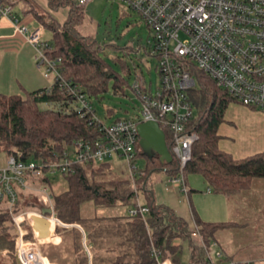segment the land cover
<instances>
[{
    "label": "trees",
    "instance_id": "1",
    "mask_svg": "<svg viewBox=\"0 0 264 264\" xmlns=\"http://www.w3.org/2000/svg\"><path fill=\"white\" fill-rule=\"evenodd\" d=\"M47 1L54 11L71 8V18L64 26L52 15L41 12L33 0H0L2 7L21 6L22 15L33 14L51 33L46 55L50 60H61L58 65L60 77L50 88L26 91L25 96L0 94V151L24 161L34 158L40 164L63 159L79 142L91 143L101 138L103 123L98 120L91 99L101 100L110 90L115 95H122L128 86L124 74L130 72L125 61L119 58L109 61L103 56L105 47L99 45L95 37L82 36L79 27L84 22L83 8L77 7L75 0ZM196 75L199 88L189 93L195 107L190 130L199 135V140L193 147L192 159L184 175L185 178L200 175L213 193L230 198L251 188L255 179H264V154L235 160L220 150L218 130L232 100L204 75ZM81 95L89 100L91 111L77 110ZM41 105L50 106L42 109ZM161 128L170 147L171 134L165 126ZM136 150L137 156H143L139 146ZM162 169H166L170 178L180 174L176 158L166 165H161L155 158L153 161L147 159V167L140 170L142 175H137L134 182L107 180L105 177L112 173L110 164L89 160L61 174L68 186L63 193L54 192L55 175L44 169L46 175L34 183L51 190L57 218L67 225L81 226L86 233L87 245L91 247L93 256L90 260L82 243V234L75 231L77 258L73 264H157L153 251L163 259L177 255L181 252V247L175 245L178 240L189 244L193 261L211 264L202 242L194 237L196 229L192 224L171 207L156 201L150 180L153 173ZM135 186L140 188L136 190ZM140 192L144 197L143 206L149 208L146 222L140 215L94 218L82 215L86 203L116 210L121 201L125 207L137 209ZM37 199L32 193L23 195L16 212H43L45 208ZM222 225L198 222L207 246ZM23 229L26 239L34 241L28 221L23 224ZM17 238L16 227L3 203L0 205V264H7L3 261V251H7L10 264H19Z\"/></svg>",
    "mask_w": 264,
    "mask_h": 264
},
{
    "label": "built area",
    "instance_id": "2",
    "mask_svg": "<svg viewBox=\"0 0 264 264\" xmlns=\"http://www.w3.org/2000/svg\"><path fill=\"white\" fill-rule=\"evenodd\" d=\"M92 1L75 0V4L84 8ZM116 1L139 15L152 33L150 46L158 59L160 86L153 94L142 80L138 81L133 88L142 102L141 120L119 119L112 125L103 123L101 138L91 143H77L74 159L66 153L61 160L40 164L12 155L6 165L0 167V205H7L17 230L19 264H48L38 243L27 240L23 229L26 221L33 222L34 217L43 215L36 211L16 212L23 195L35 194L44 208L51 210L52 213L46 216L51 225H63L56 217L51 190L47 186H38L34 180L46 175L44 169L50 175H58L78 163L94 160L102 164L117 157L126 160L134 182L137 175H142L136 168V149L140 142L138 125L141 122L154 121L169 130L170 150L180 171L169 181L172 188L188 194L184 172L199 140V135L190 130L195 107L189 93L199 85L196 74L200 73L216 84L232 103L264 111V0ZM0 16L9 18L16 34L36 49L37 66L44 71L45 78L52 79L53 83L58 80L61 60H50L46 55L50 46L43 39L44 28L29 30L10 7L0 5ZM79 100L77 110L91 111L92 106L84 95ZM148 213L149 208L139 203L137 209L130 211V216L140 215L146 222ZM195 227L194 237L202 242L208 262L216 264L199 226ZM153 255L157 264H175L169 259L162 260L156 251Z\"/></svg>",
    "mask_w": 264,
    "mask_h": 264
},
{
    "label": "crops",
    "instance_id": "3",
    "mask_svg": "<svg viewBox=\"0 0 264 264\" xmlns=\"http://www.w3.org/2000/svg\"><path fill=\"white\" fill-rule=\"evenodd\" d=\"M33 1L38 5L41 12L52 15L61 26H64L71 18L72 10L70 7L54 11L50 9L47 0ZM91 3L84 8L91 5ZM12 11L25 22L29 30L43 27L33 14L22 15L21 6L15 7ZM45 31L44 29L43 34H45ZM49 40L50 38L45 39L46 42ZM36 58V49L27 44L22 36L16 34L13 23L9 18L0 16V94L25 96L26 91L34 92L50 88L53 81L45 78L44 71L37 66ZM218 135L220 137V150L230 154L235 160H243L258 154H264V111L247 108L236 103L230 104L225 112L224 121L219 127ZM8 157L7 153L0 151V167L6 165ZM114 159L120 158L114 157ZM107 163L110 164L112 172V163L108 161ZM198 176L200 175H190L186 178L188 194L183 193L180 189L174 190L176 192L180 190L187 197V201L190 202V211L187 212L183 209L182 212H179L171 206L169 207L178 216L189 221L193 228L198 226V222L223 224L216 230L213 241L208 245L210 246L211 258L216 264H224L230 261L239 264H264V179H255L251 188L229 198L213 193L205 179ZM52 182V189L56 192L55 188L60 184H57L54 178ZM150 184L155 193L152 180H150ZM195 186L200 188L201 191L199 192L205 194L204 198H207L205 204L201 202V205H194L195 197L192 194L197 192L193 189ZM155 197H157L156 194ZM138 201L140 203L139 197ZM159 204L164 203L160 202ZM92 205L94 212H84L86 217H126L130 216L132 210L125 207L123 203H118L116 210L96 208L93 203ZM37 213L43 215L42 212ZM28 223L32 226L33 239H40L39 233L33 228V222L28 221ZM62 224V226L51 225V235L46 239H40L46 245L44 250L40 245L39 247L47 263H75L77 258L74 246L75 231L82 234L83 246L91 260L93 254L91 247L87 245L84 229L79 225H67L63 222ZM175 245L181 247V252L164 259H169L175 264H201L193 261L192 251L188 243L178 240ZM186 245L187 252L185 250ZM6 254L7 251H3V261L10 264ZM219 255L221 257H218ZM161 259L164 260L162 257Z\"/></svg>",
    "mask_w": 264,
    "mask_h": 264
},
{
    "label": "rangeland",
    "instance_id": "4",
    "mask_svg": "<svg viewBox=\"0 0 264 264\" xmlns=\"http://www.w3.org/2000/svg\"><path fill=\"white\" fill-rule=\"evenodd\" d=\"M83 15L84 22L79 28L80 33L87 37H95L99 45L105 47L103 56L109 61L115 58L125 61L130 70L128 74H124L128 80V86L125 87L122 95H115L110 90L101 100L91 99L98 120L106 125H112L118 119L141 120L142 102L133 87L142 80L145 88L155 94L161 83L157 70L158 59L152 54L150 46L152 33L139 15L116 0H93L91 5L83 9ZM49 38H51V33L45 31L43 34L44 41ZM197 87L199 88V85ZM49 106L41 105V108L47 109ZM75 151L76 147L70 148L71 159L75 158ZM30 160L38 162L34 158H30ZM108 162L112 163L113 168L111 175L105 177L107 180L124 181L132 179L131 169L126 160L112 158ZM146 167L147 158L139 155L136 168L142 170ZM55 176V181L60 184L55 188L56 193L66 192L68 186L62 175ZM151 176L158 203H164L179 212H182L183 209L187 212L190 211V202L187 201V197L180 190L174 191L175 189L172 188L166 173L155 172ZM139 188V186H135L134 189L138 190ZM193 189L197 191L192 194L195 197L194 205H201V202L205 204L207 200L204 198L205 194L199 192L201 190L197 186ZM139 200L141 204H144V197L141 192L139 193ZM118 203L123 202L119 201ZM93 208L92 203H86L82 207V215L86 216L84 212H94ZM34 242L38 243L43 250L46 248L43 240L34 238ZM185 250L187 252V245Z\"/></svg>",
    "mask_w": 264,
    "mask_h": 264
},
{
    "label": "water",
    "instance_id": "5",
    "mask_svg": "<svg viewBox=\"0 0 264 264\" xmlns=\"http://www.w3.org/2000/svg\"><path fill=\"white\" fill-rule=\"evenodd\" d=\"M138 133L140 136L139 147L143 156L151 161L155 160L156 157L161 165L174 162V157L167 144L166 134L159 123L154 121L141 122L138 125ZM165 171L166 169H162V172ZM42 213L43 216L33 218V228L39 233L40 239H46L51 235V222L46 216L52 212L50 209L45 208Z\"/></svg>",
    "mask_w": 264,
    "mask_h": 264
},
{
    "label": "flooded vegetation",
    "instance_id": "6",
    "mask_svg": "<svg viewBox=\"0 0 264 264\" xmlns=\"http://www.w3.org/2000/svg\"><path fill=\"white\" fill-rule=\"evenodd\" d=\"M156 158V157H155Z\"/></svg>",
    "mask_w": 264,
    "mask_h": 264
}]
</instances>
